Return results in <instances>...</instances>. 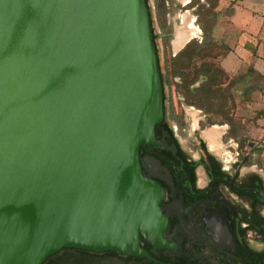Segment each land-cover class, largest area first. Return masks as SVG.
<instances>
[{"label":"water","instance_id":"obj_1","mask_svg":"<svg viewBox=\"0 0 264 264\" xmlns=\"http://www.w3.org/2000/svg\"><path fill=\"white\" fill-rule=\"evenodd\" d=\"M162 120L145 0H0V264L160 245Z\"/></svg>","mask_w":264,"mask_h":264},{"label":"flooded vegetation","instance_id":"obj_2","mask_svg":"<svg viewBox=\"0 0 264 264\" xmlns=\"http://www.w3.org/2000/svg\"><path fill=\"white\" fill-rule=\"evenodd\" d=\"M164 95L166 100L165 81ZM165 100L163 120L155 126L158 147L138 152L143 177L162 191V243L140 236L141 256L62 248L41 264H264V179L253 171L240 173V167L250 165L243 163L246 157L234 163V172L222 168L202 137L204 130L198 134L201 155L189 157L177 139L176 123L167 121Z\"/></svg>","mask_w":264,"mask_h":264},{"label":"rangeland","instance_id":"obj_3","mask_svg":"<svg viewBox=\"0 0 264 264\" xmlns=\"http://www.w3.org/2000/svg\"><path fill=\"white\" fill-rule=\"evenodd\" d=\"M148 1L153 15V27L159 36L163 31L158 26L155 3L154 0ZM189 1H168V13L165 19L172 31L170 46L166 47L160 37L156 40L160 68L165 78L167 121L170 125L176 123L177 139L188 156L194 159L201 155L198 135L201 130L212 128L216 133L225 130L226 133L221 139L222 146L218 147V150L211 148V145H215L214 141L209 139L208 142V149L217 153L222 168L227 167L229 172H234V163L246 157L250 165L240 167V173L253 171L264 179V78L253 71L232 77L224 73L223 81L214 87L212 111L187 105V101L178 91L177 86L181 84V80L175 73L183 71L192 73L202 60L192 61L195 67L187 68L186 58H181L180 61L172 64V56L183 49L189 41L200 42L203 37L200 27L209 30L215 23L218 13L210 8L205 0H193L191 5H186ZM210 1L212 4L216 3V0ZM215 41L218 47L212 49L211 54L219 53V57L225 49L219 47L223 46L222 42ZM205 60L217 66V60L214 62L209 58ZM203 80V76H199L195 86ZM226 117L232 119L230 125ZM256 123L259 128H263L260 133L253 128Z\"/></svg>","mask_w":264,"mask_h":264},{"label":"crops","instance_id":"obj_4","mask_svg":"<svg viewBox=\"0 0 264 264\" xmlns=\"http://www.w3.org/2000/svg\"><path fill=\"white\" fill-rule=\"evenodd\" d=\"M214 10L218 13L212 36L229 49L217 57V66L229 77L253 71L264 78V0H218ZM257 123L253 128L260 133L263 128ZM204 133L207 143L215 142L209 143L212 150L222 146L225 130Z\"/></svg>","mask_w":264,"mask_h":264},{"label":"trees","instance_id":"obj_5","mask_svg":"<svg viewBox=\"0 0 264 264\" xmlns=\"http://www.w3.org/2000/svg\"><path fill=\"white\" fill-rule=\"evenodd\" d=\"M168 1L171 0H154L155 3V9L157 11L158 16V26L159 29L163 31V34L161 38L163 39L164 45L168 47L170 45V39H171V30L167 26L165 16L168 13V8L166 4ZM208 6L212 9L217 4H212L210 0H205ZM147 5V10L149 14L151 29H152V36L154 40L155 50L157 54V60H158V66L160 69V58H159V51L157 48L156 40L159 37L154 30L153 27V15L151 11V7L149 5V1L145 0ZM193 3V0H190L188 5H191ZM198 15V14H197ZM216 17V14H215ZM214 24L210 27L209 30H206L204 27H200L203 32V37L200 42L196 40L189 41L185 47L175 56L171 58L172 64L178 62L181 60V58H186L187 63L186 67H195L192 61L199 59L202 60V62L195 68V70L192 73L189 72H177L175 73L176 76H178L181 80V84H178L177 87H179L178 91L181 92L187 101L189 105H195L200 109H207V111H212L213 109V93L215 92V86L218 83H221L224 79V72L216 65H213L212 63L208 62L207 58L210 60H216L219 53H212V49L217 48L218 44L216 43L215 39L212 36V31L214 28ZM224 47L225 51L222 53V55H225L228 52V48L226 46H219ZM161 74V80H162V87H163V100H165L164 95V76L162 74V71L160 69ZM199 76H203L204 80L200 82L197 86H193L196 82L199 80ZM218 89V88H217ZM217 91V90H216ZM214 111V110H213ZM164 115H165V108H164ZM227 123L230 125L232 122V119L229 117H226ZM202 147L206 150L205 145L202 143ZM208 157L210 159H213L216 161L215 157L211 154H208ZM244 164H249L248 158L243 159ZM256 178H259L256 175ZM260 183H262V180L258 179Z\"/></svg>","mask_w":264,"mask_h":264},{"label":"bare ground","instance_id":"obj_6","mask_svg":"<svg viewBox=\"0 0 264 264\" xmlns=\"http://www.w3.org/2000/svg\"><path fill=\"white\" fill-rule=\"evenodd\" d=\"M193 35V34H192ZM213 149V148H212Z\"/></svg>","mask_w":264,"mask_h":264}]
</instances>
